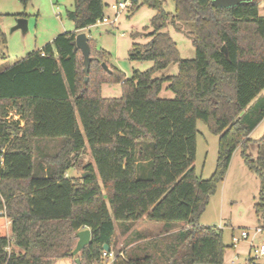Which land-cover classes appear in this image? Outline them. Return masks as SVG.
Wrapping results in <instances>:
<instances>
[{"label": "trees", "instance_id": "trees-1", "mask_svg": "<svg viewBox=\"0 0 264 264\" xmlns=\"http://www.w3.org/2000/svg\"><path fill=\"white\" fill-rule=\"evenodd\" d=\"M172 1L173 12L163 9L164 0H137L132 7L155 11L149 40L129 51L131 60L152 62L146 71L126 78L107 65L108 72L100 64L108 54L93 51L88 39L85 82L83 57L73 41L104 15L102 0H73L67 18L74 31L0 71V264L75 258L98 264L104 245L116 247V229L124 237L143 218L162 225L163 249L157 240L127 245L111 264H221L231 245L223 243L222 229L198 219L237 148L259 178L255 212L264 219V134L248 138L264 117L259 0L230 7H214L212 0ZM177 22L192 26V58L180 57L165 30ZM5 43L0 28V45ZM170 64L176 65L174 75L153 77ZM164 82L171 99L158 97ZM103 83L120 84L121 95L102 97ZM198 120L218 136L215 169L205 179L193 165ZM141 142L152 144L148 177L136 174L137 166L142 172L147 167L141 164ZM86 145L93 162L69 177ZM253 146L255 156L248 151ZM177 223L185 225L173 231ZM83 228L90 230V242L73 256Z\"/></svg>", "mask_w": 264, "mask_h": 264}, {"label": "rangeland", "instance_id": "rangeland-1", "mask_svg": "<svg viewBox=\"0 0 264 264\" xmlns=\"http://www.w3.org/2000/svg\"><path fill=\"white\" fill-rule=\"evenodd\" d=\"M114 0H102L104 5V16L113 18L114 11L110 8ZM133 7V6H132ZM122 11L115 25L96 24L86 28L82 32L90 40L93 51H105L108 55L103 61L109 66L119 69L126 78L130 77L133 71H146L152 67L149 60H131L129 51L132 44H144L149 40L146 33L151 31L150 18L155 11L146 5H141ZM258 8L264 12V0H259ZM73 9V0H28L23 5L20 0H0V28L5 34L6 43L0 45V71L12 65L26 54L36 51L51 42L54 37L61 33L74 31V24L67 18V11ZM163 9L167 12L174 11L172 0H164ZM23 13L27 21V29H14L17 14ZM176 43L181 58H192L194 48L192 45V26L188 23L177 22L169 24L165 29ZM177 72L175 64L159 70L153 74L154 78L174 75ZM168 82L162 84L159 98L171 99L174 94L167 88ZM264 92V91H263ZM121 95V87L118 83H103L101 85V96L105 98H116ZM10 117V116H9ZM17 119V116H13ZM196 156L194 161L195 172L202 178H208L214 171L217 157L218 136L212 133L208 126L201 120L196 122ZM264 134V122L255 129L250 138L259 139ZM138 147L141 149V164L147 166L144 172L137 166L136 174L139 177L150 175V158L152 155V144L141 142ZM249 153L256 155L255 147L249 148ZM93 162L88 146L79 155L73 169V177L81 175L82 167ZM260 181L258 176L247 169L237 150L231 164V169L224 183L218 186L215 193L210 195L209 201L199 216L198 223L206 226H214L222 229L223 243L230 245L232 236H239L240 230H251L257 226H264V219L260 213L255 212V204L259 201ZM184 223H177L173 231L183 227ZM117 231V243L113 249L117 254L121 250L131 249L140 246L144 242L156 241L163 249L165 238H163L162 225L142 219L135 223L131 232L121 237ZM10 235L9 224L7 226ZM256 243H264V230L258 234ZM155 248V247H154ZM248 248L247 240H240L235 248L228 247L225 250L221 264H232L231 258L239 253L240 260L244 257ZM158 253L159 249H155ZM53 264H71V260H56ZM205 264V263H199Z\"/></svg>", "mask_w": 264, "mask_h": 264}, {"label": "built area", "instance_id": "built-area-1", "mask_svg": "<svg viewBox=\"0 0 264 264\" xmlns=\"http://www.w3.org/2000/svg\"><path fill=\"white\" fill-rule=\"evenodd\" d=\"M136 2L137 0H114L112 4L109 5L114 11L113 18L103 15L97 22L115 25L119 14L126 9H130ZM263 230L264 226H257L253 228L251 232L246 229H242L240 230L239 236H232L230 247L233 248H235L236 244L239 243L240 240L248 241V248L244 257L240 260L239 253H235V255H233L230 260L232 264H264V243L255 242L257 235L262 233ZM101 258L102 262L98 264H111L116 258V254L112 250H103L101 253Z\"/></svg>", "mask_w": 264, "mask_h": 264}, {"label": "water", "instance_id": "water-1", "mask_svg": "<svg viewBox=\"0 0 264 264\" xmlns=\"http://www.w3.org/2000/svg\"><path fill=\"white\" fill-rule=\"evenodd\" d=\"M250 0H212V5L214 7H230L237 5L241 2H246ZM14 29H21L25 31L27 29V21L24 18L19 17L17 19ZM74 50H79L83 57V72L85 74V82L87 81V75L90 68V47L88 44V37L85 33L79 32L73 41ZM222 51L227 55L226 48L223 46ZM101 66L109 72L108 67L104 62L101 63ZM77 242L74 249L71 252V255L75 256L79 251H81L85 246L90 242V230L88 228H83L77 232ZM103 249L108 251L109 247L107 245L103 246ZM74 262L79 263V258H75Z\"/></svg>", "mask_w": 264, "mask_h": 264}, {"label": "crops", "instance_id": "crops-1", "mask_svg": "<svg viewBox=\"0 0 264 264\" xmlns=\"http://www.w3.org/2000/svg\"><path fill=\"white\" fill-rule=\"evenodd\" d=\"M259 12L260 13H262V11H260L259 10ZM85 30V29H84ZM83 30H81L80 32H82ZM43 47V46H42ZM41 47V48H42ZM40 48V49H41ZM39 50V49H38ZM264 89L261 91V94H264ZM264 122V117L260 120V122L253 128V130L249 133V135H248V138L249 139H251L250 138V135L252 134V132L255 130V129H257L258 127H260V125H262V123ZM252 140V139H251ZM237 150H240L239 148H237L234 152H233V154H232V157H231V160H230V162H229V166H228V169H227V172H226V174H225V177H224V179H223V181L221 182V185L224 183V181H225V179H226V177H227V175L229 174V172H230V169H231V164H232V161H233V157H234V155H235V153H236V151ZM69 177H73V173L71 174V175H68ZM143 219H145V218H143ZM59 260H62V259H59ZM70 260V259H69ZM71 263H72V260H71Z\"/></svg>", "mask_w": 264, "mask_h": 264}]
</instances>
